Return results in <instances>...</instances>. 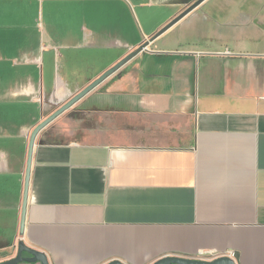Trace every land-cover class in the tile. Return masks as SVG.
Listing matches in <instances>:
<instances>
[{"label": "crops", "instance_id": "1", "mask_svg": "<svg viewBox=\"0 0 264 264\" xmlns=\"http://www.w3.org/2000/svg\"><path fill=\"white\" fill-rule=\"evenodd\" d=\"M195 1L0 0V262L23 239L51 264L201 250L264 264V0H205L151 42L75 104L93 115L89 139L53 141L43 129L20 233L44 108ZM139 8L159 13L148 29Z\"/></svg>", "mask_w": 264, "mask_h": 264}, {"label": "water", "instance_id": "2", "mask_svg": "<svg viewBox=\"0 0 264 264\" xmlns=\"http://www.w3.org/2000/svg\"><path fill=\"white\" fill-rule=\"evenodd\" d=\"M205 0H196L194 3L189 5L186 9H184L181 13H179L176 17H174L167 25H165L162 29H160L155 35L151 37V39L145 41L139 47H137L134 51L129 53L123 59H121L118 63H116L113 67L108 69L105 73H103L99 78L85 87L81 92L77 93L73 97H71L66 103L61 105L56 111H54L47 118L43 119L37 127L33 130L30 143H29V152H28V162H27V172L25 179V190H24V200H23V210H22V220H21V228L20 233L23 235L25 233L26 228V219H27V206L29 200V190L31 184V174L33 167V158L34 151L36 147V139L40 132L45 129L50 123L56 120L60 115L64 112L72 108L77 102H79L82 98H84L89 92H91L95 87H97L100 83L106 80L110 75L119 70L124 64L138 55L140 52L146 50L151 42L156 40L159 36L164 34L167 30L173 27L177 22L185 18L189 15L193 10H195L198 6H200ZM25 253H29L30 256L25 255ZM23 262L27 263H41V264H51L48 255L38 249H35L21 239L18 244V253L15 257L0 262V264H21ZM108 264H126L120 260H113ZM153 264H237L236 260L230 256H221L212 260L205 259H197L191 257H183L178 255H169L159 259Z\"/></svg>", "mask_w": 264, "mask_h": 264}, {"label": "rangeland", "instance_id": "3", "mask_svg": "<svg viewBox=\"0 0 264 264\" xmlns=\"http://www.w3.org/2000/svg\"><path fill=\"white\" fill-rule=\"evenodd\" d=\"M155 9V8H154ZM154 9H140L136 12L138 16L141 17L146 29L148 23L145 20V17L154 11ZM158 11L155 10L153 16L158 15ZM134 19V18H133ZM133 30L136 33L137 22L133 21ZM132 29V28H131ZM59 105H48V107L43 110V118H47L54 111L58 109ZM40 109V107H39ZM41 116V110H39V117ZM94 121L92 113L84 112L80 106H73L62 115H60L56 120L50 123L43 131L42 134H45L48 138L53 141L63 142L70 140L71 138L79 139H89L93 130Z\"/></svg>", "mask_w": 264, "mask_h": 264}, {"label": "built area", "instance_id": "4", "mask_svg": "<svg viewBox=\"0 0 264 264\" xmlns=\"http://www.w3.org/2000/svg\"><path fill=\"white\" fill-rule=\"evenodd\" d=\"M221 256H230V257H233L235 259V253L233 251L216 252L214 250H207V251L201 250V251H199L197 256L194 258L212 260V259H215V258L221 257Z\"/></svg>", "mask_w": 264, "mask_h": 264}, {"label": "flooded vegetation", "instance_id": "5", "mask_svg": "<svg viewBox=\"0 0 264 264\" xmlns=\"http://www.w3.org/2000/svg\"><path fill=\"white\" fill-rule=\"evenodd\" d=\"M29 253H25V255H28ZM30 255V254H29Z\"/></svg>", "mask_w": 264, "mask_h": 264}]
</instances>
